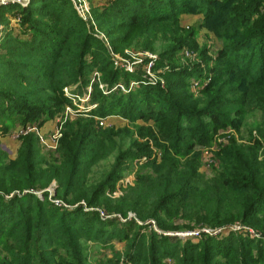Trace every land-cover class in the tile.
<instances>
[{
    "label": "trees",
    "instance_id": "1",
    "mask_svg": "<svg viewBox=\"0 0 264 264\" xmlns=\"http://www.w3.org/2000/svg\"><path fill=\"white\" fill-rule=\"evenodd\" d=\"M16 13L26 38L10 31L0 36L4 137L27 125L40 129L58 117L73 106L64 88L86 89L94 72L102 74L106 88L92 83L90 103L97 107L63 123L56 150H45L35 133L20 136L15 158L0 148V264H90L84 242L113 238L129 240V264H164L165 258L179 264H264V246L233 234L218 241L203 233L234 225L264 233V0H114L94 11L98 30L115 52L131 46L132 38L159 36L168 42L159 66L185 45L196 47L192 33L180 26L181 16L201 14L206 24L219 25L222 63L201 98L190 92L186 70L166 73L164 89L113 91L123 77H139L114 66L70 0L1 7L3 25L9 24L7 14ZM142 48H152V40L146 38ZM254 112L261 119L248 137L239 142L231 136L219 144L212 150L211 174L202 172L199 149H212L221 130L241 133ZM111 116L130 125L99 126L97 119ZM142 157H147L143 164ZM111 158L110 170L96 176L94 169ZM135 164L141 171L122 190ZM54 182L52 196L47 189ZM82 201L108 219L76 206ZM129 213L141 224L131 219L123 225L116 218ZM149 221L160 232L204 235L182 247L181 241L159 235Z\"/></svg>",
    "mask_w": 264,
    "mask_h": 264
},
{
    "label": "rangeland",
    "instance_id": "2",
    "mask_svg": "<svg viewBox=\"0 0 264 264\" xmlns=\"http://www.w3.org/2000/svg\"><path fill=\"white\" fill-rule=\"evenodd\" d=\"M86 1L90 5L91 14L93 16V22H94V23H88L89 24L88 26L94 29V35L97 38H99L107 47L109 56L114 62V66L118 67L124 72H127L129 74H134L139 77V79H135V77L131 79L130 78L128 79L127 77H123L119 84L124 86L125 91L122 90V88L118 87L117 85L114 87L113 91L115 92L117 91L119 93L121 92L125 95H128L129 93L137 90L140 86L142 87L160 86L161 88L164 89L167 87L166 83L168 80V76H166L167 75L166 73H170V72L179 73L180 71L186 70L188 71V73L191 74L187 79V81L189 80L190 92L193 94L195 98L202 97V92L212 83V79L215 75L213 70L217 69L222 63V60L220 58L221 56L220 52L224 50L225 45H224V41L219 37V34L217 32V29L220 28L219 25L214 23H211L209 25L206 24V19L201 14L190 13L181 16L180 26L183 29H186L187 31H190L192 33L191 38L192 40H194L196 47H193L191 45H185L180 50H178L170 60L166 59V61L168 62L164 63L162 66H159L158 64L161 59L160 57L161 53L165 52V48L168 45V42H166L163 39L159 40V36L158 37L156 36V38H153L152 36H143V38L140 40L138 38H132L130 40L132 42L131 46L120 48L119 52H115L116 50L111 45L109 38L104 33L98 30V25L95 21V16H94L95 10L102 11L104 8L110 6L114 2V0H86ZM1 23H3L2 20ZM7 23H8V18H7ZM20 25H21V17L19 23L17 22L15 23V26L13 27L14 30H10V32H12L14 35H20L21 38H26V36L21 35ZM7 30H9V27L6 28V31ZM146 38H148V40H152V48H148V49L142 48V44L146 42ZM152 49H155V51H151ZM94 75L95 74H92L91 76L92 78L90 81L91 83L86 89L81 88L82 86L80 87L79 85L70 86L68 89L69 93L70 94L74 93L75 95H78L80 93L82 97L85 93H88L89 89H91L92 83H97V86L100 90L103 91V88L105 90L106 86L103 84L104 82H103L102 74H100L97 77H95ZM94 79L95 81L93 82ZM127 79L129 81V84L127 83L128 85H125L126 83L125 81H127ZM101 86L103 88H101ZM78 87L81 88L82 92L80 91L78 92L77 89ZM70 99L73 105L70 106L72 110L77 109V106H75L76 104L80 105L78 106L79 109H85L88 107V105H91L89 103L81 102L78 99H76L75 100L76 102H74L73 101L74 98L72 97H70ZM66 108L60 114V118L66 112ZM95 108L96 107H94L93 109ZM90 111H87L86 113H89ZM247 117L248 118H247L246 126L241 128V133H237L231 128L221 130L219 131L218 133L219 135L216 136L212 144V149H206V148L199 149L200 153L202 154V163H203L202 172H205L206 174L209 175L211 174L210 167L214 163L212 150L218 151L217 146L221 143L227 144L231 136H234L239 142H241L240 137L247 138L250 128L253 127L255 124H257V122L260 121L261 119V115L258 112L250 113ZM106 120H108V124H109L106 127L114 126L116 128H125L126 126L130 125L129 121L126 118L119 116H111ZM56 121H57V117H55L50 122L55 123ZM139 124H143V122L140 121ZM57 128L59 129V132L61 134L62 126L61 124H57L55 130L49 132L48 135L46 136L48 138L51 137L52 134L57 131ZM1 132L2 130H0V134L2 135ZM1 135H0V148L7 151L12 158H15L20 147L19 138L18 139L13 138V134H11V136L8 135L6 137ZM253 135L256 136L255 131ZM61 136L62 135L58 136V142L61 139ZM121 143L123 148L124 147L126 148L129 145L128 139L122 140ZM44 149L48 151H54L57 148L54 150L47 148ZM152 151L154 152V156H158V159L161 158V154L157 151V149L153 148ZM146 160L147 157H142L141 159L142 164L145 163ZM112 163H113V158L103 162L100 166L94 169L95 175L100 176L103 175L104 173H107L110 170ZM141 167H142L141 164H135L134 166L132 165L129 167L130 169L129 174H127L124 177L126 179V183L124 184V187H121L122 190H125L127 185L134 184V182L136 181V174H138V172L141 171ZM56 187H57L56 183L54 182L47 189V191L50 192V194L53 196L55 194ZM39 194H40V198L43 200L44 196L42 195V193ZM54 203H58V202L54 201ZM59 203L60 206L69 207V205H64V203H62L61 201ZM77 205H83L86 211L99 212L103 220L108 219L107 216H103L102 212L93 208H87L86 202L84 201L80 202L79 204H76V206ZM116 218L118 219L119 222L123 223V225H125L124 223H127V221H130L131 219L136 220L137 224H141L139 223L134 213H129L126 218L123 217L122 215H118V217ZM152 223L154 222L153 221L146 222L147 225H151ZM123 225L121 227L123 229L131 228V226H127V225L123 226ZM151 226L154 231H158L159 235L181 241L182 247L186 242H189L190 244L199 243L201 241L202 236L204 235V234H199L186 238V236L184 237V235H178L182 233L176 234L171 232H160L157 229L155 223ZM205 234L206 236L212 237L218 241H222V239H226L231 234H233L237 238L248 239L254 241L256 244L260 246H264V233L261 234V236H253L252 234H250V232H245L243 230L235 231V230L227 229L223 232H220L218 235H208L207 233ZM83 245H87L86 253L89 255L88 261L90 262V264H113L117 260L119 264H129V262L127 261L126 253H128V251L130 250L129 249L130 244H129V240L127 239L119 240L117 238H113L108 242H98V241L84 242ZM163 263L179 264L178 260L173 258H165L163 260Z\"/></svg>",
    "mask_w": 264,
    "mask_h": 264
},
{
    "label": "built area",
    "instance_id": "3",
    "mask_svg": "<svg viewBox=\"0 0 264 264\" xmlns=\"http://www.w3.org/2000/svg\"><path fill=\"white\" fill-rule=\"evenodd\" d=\"M32 0H0V8L1 7H5V6H10V5H16L22 8H27L30 4H31ZM73 2L74 8L77 11V14L79 15L80 18H82L85 22L87 23H94L93 22V16L91 14V9H90V5L89 3H87L86 0H71ZM8 18V25L5 26L3 25V23H1V17H0V36H2V34L4 33V31H6V28L9 27V30H14L13 27L15 26V23H19L20 21V15L17 13L16 14H7L6 15ZM94 76L97 77L100 75L99 72H94ZM96 79V78H95ZM95 79L93 80V82L95 81ZM118 87L122 88V90L125 91L124 86L118 84ZM101 88H103L101 86ZM69 87L64 88L65 91V95L67 97H72L74 98L73 101L76 102L75 100L78 99L81 102L84 103H90V99H91V92H92V87L91 89H89L88 93H85L82 97L79 95H75L74 93H69L68 91ZM104 90V88H103ZM76 96V98H75ZM80 102V103H81ZM76 104V103H75ZM75 106H77V109L72 110V108L70 106H68L66 108V112L62 115V117L60 118V115L57 117V124H61V126L63 125V123L65 121H67L68 119H74L76 117V115H78V113H86L87 111L92 110L94 107H97L96 104H91L88 105L87 108L85 109H79L78 104H76ZM97 121L99 122L100 126H107L108 124V120L106 119H97ZM61 128V127H60ZM29 133H35L37 135V137L40 140V144L43 148H47V149H56L57 148V144H58V136L61 135L59 132V129L57 128V131L55 133L52 134L51 137H47L46 135H43L40 131L39 128L32 126V125H27L26 127H21V129L14 134V138L18 139L20 138V136L22 135H27ZM104 216V215H103ZM241 225H234V226H230V227H225V228H220V229H206L204 230L203 233H207L208 235H218L220 232H223L227 229L230 230H243L245 232H250V234H252L253 236H261L262 233H257L256 231L250 230L246 227H240ZM201 232L200 231H194V232H187V233H182V234H178V235H184V237L186 236V238L192 237L193 235H199Z\"/></svg>",
    "mask_w": 264,
    "mask_h": 264
},
{
    "label": "crops",
    "instance_id": "4",
    "mask_svg": "<svg viewBox=\"0 0 264 264\" xmlns=\"http://www.w3.org/2000/svg\"><path fill=\"white\" fill-rule=\"evenodd\" d=\"M57 126V121L54 123V122H48L47 124H45L42 128H40V131L43 135H48L49 132H52L55 130ZM21 129V127H18L16 128V130H14L12 132L13 134V138H14V134L17 133L19 130ZM11 136V134H10ZM12 139V138H11ZM13 140V139H12Z\"/></svg>",
    "mask_w": 264,
    "mask_h": 264
}]
</instances>
